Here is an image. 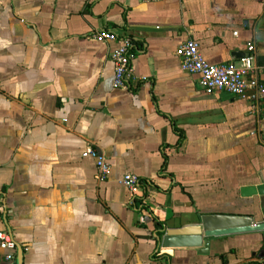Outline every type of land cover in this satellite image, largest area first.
Wrapping results in <instances>:
<instances>
[{
    "label": "crops",
    "instance_id": "obj_1",
    "mask_svg": "<svg viewBox=\"0 0 264 264\" xmlns=\"http://www.w3.org/2000/svg\"><path fill=\"white\" fill-rule=\"evenodd\" d=\"M104 29L133 39L128 88L118 44L89 37ZM189 39L212 64L253 43L264 83V0H0L1 264L264 263V230L163 246L204 214L264 222V195L242 191L264 187V98L205 92L176 53Z\"/></svg>",
    "mask_w": 264,
    "mask_h": 264
},
{
    "label": "built area",
    "instance_id": "obj_2",
    "mask_svg": "<svg viewBox=\"0 0 264 264\" xmlns=\"http://www.w3.org/2000/svg\"><path fill=\"white\" fill-rule=\"evenodd\" d=\"M89 37L100 43L114 41L118 44L112 55L115 65L113 85L115 88H128L129 79L134 76L132 66L134 42L132 37L109 29L99 30ZM255 51V45L251 43L248 45L247 54L236 63L212 64L204 57L198 40L189 39L178 47L176 53L180 58L182 70L199 75V83L205 92L227 91L236 96L248 98L256 108L260 100L264 98V83L256 74ZM250 91L251 93H249ZM82 156L92 157L96 160L97 180L104 181L111 175L112 164L105 154L98 152L95 148L88 147ZM122 183L129 188L133 196L138 194L142 188V180L135 173H126L122 178ZM0 247L9 250L15 249L16 241L11 233L0 231ZM5 258L7 261L12 260L13 255L8 254Z\"/></svg>",
    "mask_w": 264,
    "mask_h": 264
},
{
    "label": "water",
    "instance_id": "obj_3",
    "mask_svg": "<svg viewBox=\"0 0 264 264\" xmlns=\"http://www.w3.org/2000/svg\"><path fill=\"white\" fill-rule=\"evenodd\" d=\"M248 195H264V187L246 188L242 190ZM264 206V203L262 204ZM264 230V222H256L253 216L204 214L193 226L178 230H168L163 239L164 247H202L209 251V241L205 238L229 234L257 232Z\"/></svg>",
    "mask_w": 264,
    "mask_h": 264
},
{
    "label": "trees",
    "instance_id": "obj_4",
    "mask_svg": "<svg viewBox=\"0 0 264 264\" xmlns=\"http://www.w3.org/2000/svg\"><path fill=\"white\" fill-rule=\"evenodd\" d=\"M138 200H142V198H135V201L137 202ZM254 264H264V263H254Z\"/></svg>",
    "mask_w": 264,
    "mask_h": 264
}]
</instances>
